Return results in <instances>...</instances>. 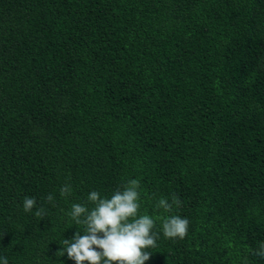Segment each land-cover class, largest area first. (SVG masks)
<instances>
[{
  "label": "trees",
  "instance_id": "trees-1",
  "mask_svg": "<svg viewBox=\"0 0 264 264\" xmlns=\"http://www.w3.org/2000/svg\"><path fill=\"white\" fill-rule=\"evenodd\" d=\"M129 179L145 264H264V0H0V257L75 264L72 204Z\"/></svg>",
  "mask_w": 264,
  "mask_h": 264
},
{
  "label": "clouds",
  "instance_id": "clouds-1",
  "mask_svg": "<svg viewBox=\"0 0 264 264\" xmlns=\"http://www.w3.org/2000/svg\"><path fill=\"white\" fill-rule=\"evenodd\" d=\"M72 193L70 184L65 183L60 188V195L67 197ZM54 196L50 193L47 201L52 203ZM93 207L89 208L88 204ZM181 200L173 196L160 198L155 207L165 213H172L174 207L181 205ZM36 206L35 198L25 197L23 210L27 213ZM140 181L129 179L117 187L110 197L92 190L84 203H73L67 214L77 225H83L84 231H79L72 240L63 239L61 244L69 259L75 264H145L155 248L160 232L154 231L156 220L148 214H141ZM35 215H46L44 208H39ZM190 221L180 215H170L162 219V233L165 238L183 239L189 229ZM102 234V235H101ZM264 258V244L254 252ZM62 255V256H63ZM0 264H9L8 258L0 257ZM62 264V262H61Z\"/></svg>",
  "mask_w": 264,
  "mask_h": 264
}]
</instances>
